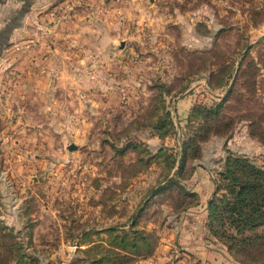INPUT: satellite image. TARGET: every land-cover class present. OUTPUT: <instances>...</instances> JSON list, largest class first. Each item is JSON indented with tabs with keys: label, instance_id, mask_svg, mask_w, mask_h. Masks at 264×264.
<instances>
[{
	"label": "rangeland",
	"instance_id": "374dc122",
	"mask_svg": "<svg viewBox=\"0 0 264 264\" xmlns=\"http://www.w3.org/2000/svg\"><path fill=\"white\" fill-rule=\"evenodd\" d=\"M249 46L253 83L237 75L229 124L179 169L205 129L193 106L221 101L220 69ZM259 114L264 0H0V227L25 254L0 264H248L207 202L227 149L264 168Z\"/></svg>",
	"mask_w": 264,
	"mask_h": 264
},
{
	"label": "trees",
	"instance_id": "16d2710c",
	"mask_svg": "<svg viewBox=\"0 0 264 264\" xmlns=\"http://www.w3.org/2000/svg\"><path fill=\"white\" fill-rule=\"evenodd\" d=\"M249 48L250 46L240 57L239 66L236 69L235 60L224 63L220 69L221 72L215 84L225 90L224 95L219 98L221 101L215 103L213 107L205 104L193 106V113L203 112V127L205 129L202 133H195L186 140H182L184 147L181 152L179 169H182L186 155H198L199 142L208 137L207 134L211 129L214 127L216 130L225 129L226 125L229 124V121H223L225 117L221 115L219 109L226 98L233 96L237 75L244 77L243 87L253 83L254 79L251 76L254 73L251 72V69L255 63L250 60L246 64V69L240 68ZM234 71L235 74L233 75ZM216 74V70H210L208 79L211 80ZM237 94L234 95V99L237 103H241L242 98L240 99V97L242 96ZM163 115H169L168 111L163 112ZM187 118L189 119V115ZM263 119L264 116L259 114L256 120L247 121L252 136H260L257 124ZM168 122L167 126L171 127L170 121ZM198 140L199 142H197ZM175 162V158L172 159V167ZM179 169L177 170L179 171ZM216 175L217 177L212 179L215 187L207 202L206 218L209 231L228 249L236 252L241 258H245L248 264H264V168L256 165L247 156L234 154L227 149L223 165L221 169L216 171ZM175 181V177H170L165 184L168 185ZM6 230H8L7 227H0V263L13 260L14 256L12 255L15 249L18 250L20 258L25 256L24 252L21 253L23 249L22 240L16 237L8 245L10 250H7L6 245L2 242L3 238H6L3 236ZM140 240L145 241V238L141 237ZM133 241H136V237L132 239ZM125 246L122 247L126 249ZM3 250L6 254L4 257L2 255Z\"/></svg>",
	"mask_w": 264,
	"mask_h": 264
},
{
	"label": "crops",
	"instance_id": "0c3cea01",
	"mask_svg": "<svg viewBox=\"0 0 264 264\" xmlns=\"http://www.w3.org/2000/svg\"><path fill=\"white\" fill-rule=\"evenodd\" d=\"M199 195L201 194L200 192H199V190L198 189H196L195 190ZM212 194V193H211ZM205 207H206V205H205V203H200L199 205H197L196 207H194L195 208V210H194V212H190V211H193L192 209H189L188 211H189V213L188 214H190V215H198L197 213H199V214H202V211H203V214H204V209H205Z\"/></svg>",
	"mask_w": 264,
	"mask_h": 264
}]
</instances>
